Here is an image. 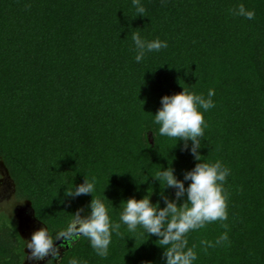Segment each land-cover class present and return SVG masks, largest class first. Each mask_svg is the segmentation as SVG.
<instances>
[{"label": "trees", "instance_id": "trees-1", "mask_svg": "<svg viewBox=\"0 0 264 264\" xmlns=\"http://www.w3.org/2000/svg\"><path fill=\"white\" fill-rule=\"evenodd\" d=\"M139 3L143 15L133 0H0V158L16 198L31 202L53 243L67 240L46 262L164 264L158 237L141 226L121 223L106 257L66 229L92 198L103 200L113 222L125 200L148 188L161 207V193L175 198V188L151 175L171 166L183 179L199 161L153 121L161 97L185 88L205 98L214 90V107L199 109L207 124L199 152L230 170L227 220L186 236L194 264H264V0ZM241 4L254 18L234 14ZM134 33L168 46L137 62ZM85 177L93 196H68ZM6 207L0 264H23L28 240L15 207Z\"/></svg>", "mask_w": 264, "mask_h": 264}, {"label": "clouds", "instance_id": "clouds-1", "mask_svg": "<svg viewBox=\"0 0 264 264\" xmlns=\"http://www.w3.org/2000/svg\"><path fill=\"white\" fill-rule=\"evenodd\" d=\"M137 6V12L143 15L145 9L139 0H133ZM235 15L249 19L254 18L255 12L248 10L243 4L234 11ZM136 48L135 60L140 62L146 52L159 51L166 48L167 42L160 39L145 40L139 34H133ZM214 90L208 91L207 98L188 92L183 88L182 92L164 95L161 97V107L154 113V124L158 125L160 136L176 138L184 142V149L191 152L194 159L199 161L195 166L184 173L183 179H178L173 167H161L151 175L159 183L163 181L164 188H175V198L163 196L164 206L160 202L155 204L151 200L149 192L142 198L130 197L125 200L123 210L120 213L119 222H113L109 216L108 208L102 199L90 201V211L81 215L83 209L75 213L74 220L69 224L66 232L73 239L87 238L91 247L101 257L108 255V249L113 232H118L121 223L127 226L129 231H135L141 226L148 234L156 235L159 246L163 248L162 258L164 264H194L197 253L192 247H188L187 234L205 226L206 223L216 220H227L226 197L223 194V182L229 175V169L218 160L209 164L204 162L199 149L201 139L204 137V128L207 124L200 108L207 111L214 107L211 99ZM152 129V128H151ZM156 133V132H155ZM190 142V143H189ZM190 181L185 186V182ZM95 185L86 177L83 183L72 187L67 192L68 196L92 194ZM180 201H183L180 203ZM228 240L227 233H223L216 241L220 244ZM202 244L210 242L201 241ZM53 241L49 237L46 228H41L32 234L28 241V248L34 257L43 259L49 255ZM69 264H80L73 258ZM146 264H152L151 261Z\"/></svg>", "mask_w": 264, "mask_h": 264}, {"label": "rangeland", "instance_id": "rangeland-1", "mask_svg": "<svg viewBox=\"0 0 264 264\" xmlns=\"http://www.w3.org/2000/svg\"><path fill=\"white\" fill-rule=\"evenodd\" d=\"M4 206H7L6 208L9 210L11 207H15L21 230L29 240H31L32 234L41 228H46L49 235L46 224L36 216L32 204L28 202L27 199L20 197L16 198V183L5 167L0 163V207ZM49 256L50 255H47L43 259H39L34 257L31 250L27 248V254L23 263L47 264L46 261Z\"/></svg>", "mask_w": 264, "mask_h": 264}, {"label": "water", "instance_id": "water-1", "mask_svg": "<svg viewBox=\"0 0 264 264\" xmlns=\"http://www.w3.org/2000/svg\"><path fill=\"white\" fill-rule=\"evenodd\" d=\"M0 163L5 167V169L7 170V172L9 173V170H8V168H7V166H6V164L4 163V160L3 159H1L0 158ZM9 175H10V173H9ZM28 202H30L29 200H27ZM31 203V202H30ZM34 211V210H33ZM19 228H20V232H21V234L28 240V241H30L29 240V238L28 237H26L24 234H23V232H22V230H21V227H20V223H19ZM63 243H65V244H67V240H65V236L64 235H62V236H60V237H58V239L53 243V246H52V248L50 249V250H53V249H55L57 246H59L60 244H63ZM27 248H28V245H27V247H26V253H27ZM51 253H49V255H50ZM25 263V262H24ZM23 263V264H24Z\"/></svg>", "mask_w": 264, "mask_h": 264}]
</instances>
